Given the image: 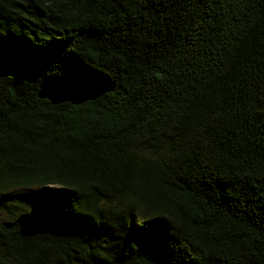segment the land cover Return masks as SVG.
Returning <instances> with one entry per match:
<instances>
[{
    "label": "trees",
    "instance_id": "1",
    "mask_svg": "<svg viewBox=\"0 0 264 264\" xmlns=\"http://www.w3.org/2000/svg\"><path fill=\"white\" fill-rule=\"evenodd\" d=\"M0 264H264V0H0Z\"/></svg>",
    "mask_w": 264,
    "mask_h": 264
},
{
    "label": "water",
    "instance_id": "2",
    "mask_svg": "<svg viewBox=\"0 0 264 264\" xmlns=\"http://www.w3.org/2000/svg\"><path fill=\"white\" fill-rule=\"evenodd\" d=\"M113 90L109 81L98 78L91 79H47L40 86L39 97L53 105L70 103L81 105L95 101Z\"/></svg>",
    "mask_w": 264,
    "mask_h": 264
}]
</instances>
